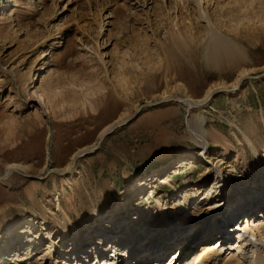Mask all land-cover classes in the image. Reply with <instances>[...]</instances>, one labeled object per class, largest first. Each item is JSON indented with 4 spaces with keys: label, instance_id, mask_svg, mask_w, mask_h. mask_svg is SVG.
I'll use <instances>...</instances> for the list:
<instances>
[{
    "label": "rangeland",
    "instance_id": "rangeland-1",
    "mask_svg": "<svg viewBox=\"0 0 264 264\" xmlns=\"http://www.w3.org/2000/svg\"><path fill=\"white\" fill-rule=\"evenodd\" d=\"M214 37L241 52L219 69L206 60ZM263 69L264 0H0V171L62 170L103 129L131 118L77 158L74 176H5L0 234L10 235L0 264H111L120 255L134 263L132 248L149 257L151 243L174 244L202 224L198 236L212 232L214 242L227 202L251 201L258 213L264 193L248 188L264 180V75L203 112L173 101L135 110L163 96L199 100ZM201 118L205 150L192 134ZM213 194L224 201L210 215ZM229 221L220 231L232 243ZM176 250L148 261L167 264Z\"/></svg>",
    "mask_w": 264,
    "mask_h": 264
},
{
    "label": "bare ground",
    "instance_id": "bare-ground-1",
    "mask_svg": "<svg viewBox=\"0 0 264 264\" xmlns=\"http://www.w3.org/2000/svg\"><path fill=\"white\" fill-rule=\"evenodd\" d=\"M208 50L209 51L206 53V60L208 63L211 64V66H213L216 69H219L222 66V64H224V63L233 62L235 60L234 59L235 55L241 54V52L237 48V46H232L231 44H228L226 41L222 40L221 37H214L210 43V47ZM245 75H248V74L247 73H240L239 76L236 78L235 82L231 85H221V87L214 88L212 90L211 89L208 90V92L205 94V96L199 100H195L192 98H190V99L189 98H181V97H175V98L181 100L179 105L184 107L186 112L187 111L189 112L192 109H195L199 112H203L204 108L208 107V104H209L208 102L210 101L209 95L212 92L216 91L217 89H221L222 95L224 94L225 96H233L234 94L238 93V91H239L238 87H239V85H241L242 78H244ZM38 96H40V95H38ZM166 97H168V96H163L162 98H166ZM123 120H125V119L119 118V119L115 120L114 123L122 122ZM199 122L200 123H199V127H198L197 131H194L195 133L193 132L192 134H193V137L196 138L197 143L200 146H202V150H205V148H207L208 144H206L203 141V139H204L203 136H204L205 132H204V127H203L204 124H203L202 118L200 119ZM111 125L106 127L105 129H103L99 133L98 137L100 135H102L105 131L109 130ZM245 139L248 142V144L251 147H253L251 140L247 137H245ZM262 150L264 151V148H262ZM81 151L82 150L75 152L70 157L72 158L74 155L81 153ZM252 151H254V153L257 155L255 147L252 148ZM71 158H70L69 164L71 162ZM69 164L64 169L59 170V172H60L59 175L61 178L64 177L63 172L66 170V168L69 166ZM5 170L8 171L9 174L10 173L16 174L17 172L18 173H20V172L26 173L24 166L14 165V164L8 165L5 169L0 171V182L1 183L4 180L3 178H1L2 172ZM75 173H76L75 169L71 168V170H69L66 175L72 176ZM216 173L218 175L217 179H219L220 172L218 173V171L216 170ZM17 175H19V174H17ZM261 182L262 183L259 184V186L254 185V188L249 187L248 189H251L250 191H252V192L253 191H259L258 194L262 195L264 193V180ZM136 183L138 185V186H136V187H138L137 189H141L142 186L143 187H146V186L149 187L147 185L148 184L147 181L144 183L137 181ZM217 183H219V182H216L215 184H217ZM241 186H243V191L247 190V189L244 190L245 184H243ZM241 186L238 188L239 189L242 188ZM212 189L216 193H218L220 191L219 190L220 188L217 190V188L212 187ZM248 193H249V190H248ZM216 195H214L213 201L208 204L209 208L207 211L209 212L210 215L212 213H219L220 212L219 210L222 207V203L224 201V199H221L219 197L220 195L219 196H216ZM217 197H218V199H217ZM224 197H226V196H224ZM227 198H229V197L227 196ZM216 199L218 201H216ZM219 200H222V201H219ZM227 203H228V207L231 208V210L229 212L230 214L225 215V217L223 218L224 222H219V224L217 225V228H216L217 232H215V234H216L215 239L216 240L214 242L213 241L209 242V239H210L212 232L207 231L208 233L205 232V233H207L206 235L204 233L203 237L202 236L199 237L200 232L205 230L204 229L205 226H203L204 224H202V226H200L196 229L194 234L186 236L182 240H176V238H177L176 237L174 239L175 240L174 244H169V242L165 243V241H163V243H157V242L151 243L149 245V247L144 248V251L148 250L149 253H147V256H149V257L145 258L144 255L143 256L141 255L142 257L138 256L141 250L137 251L135 249L136 250L135 251L132 248L130 251V255H128L129 256L128 259H133L135 257V259L133 260L134 263H130L129 262L130 260L126 261L125 256H121V255H120V258L122 261L120 260L118 263V259H117L118 256H117L110 263L111 264H148V263H150L151 264V261L150 260L148 261V259L150 257H152L153 259H157V261L159 259V257H155L154 252L157 251L161 254L162 253L164 254V253H166V251H168L170 249L172 250L173 248L174 249L177 248L176 252L172 253L171 256L169 257V260H168L169 262L167 264H264V208L261 205L260 208L258 209V211L260 213L256 212L255 214H253V213L250 214L248 209H250V208L252 209L253 203H251V201L242 205V207H240L241 203L238 204V207L236 209H235V206L231 207L234 202L230 201ZM254 203H255V201H254ZM233 205H235V204H233ZM123 208L125 209V207H123ZM241 213H244V215H245V216H243V219H241L242 217L240 219L238 218ZM217 216H219V214H217ZM229 220H232L235 222L234 227L233 226L229 227V228H231V230L233 229V232L235 235H234V238L232 240V243L226 242V243L222 244L221 242L223 239H225L226 236L223 235L225 233L221 232L220 228H222V226L229 225L231 223V221H229ZM239 221H240V225H238ZM25 224H26L25 225L26 226L25 232L29 233L30 232L29 224L26 222H25ZM181 224H183V222H181ZM72 227L74 228V226H72ZM230 232H228V233H230ZM8 235H10V234L9 233H7L5 235L0 234V242H2V240H4L3 238L7 237ZM196 239H198V242L195 241ZM61 240H63V238H59V240L57 242H59ZM150 240L151 239L149 238L148 241H150ZM54 245H55L54 242H50V244L48 245V248H47V250H49L47 254L52 255L53 259L55 257L54 255L57 253V249H54ZM175 245H177V246H175ZM112 248H113V246H112ZM72 250L75 251V249H72ZM72 250H70L69 253H71ZM80 251L82 253V250H78V252H80ZM135 252H137V255L135 254V256H134L133 254ZM61 253H64V251L63 252L61 251ZM76 253H77V251H76ZM95 254H97V252ZM153 263H154V261H153Z\"/></svg>",
    "mask_w": 264,
    "mask_h": 264
},
{
    "label": "water",
    "instance_id": "water-1",
    "mask_svg": "<svg viewBox=\"0 0 264 264\" xmlns=\"http://www.w3.org/2000/svg\"><path fill=\"white\" fill-rule=\"evenodd\" d=\"M263 75H264V69L261 72L256 73V74H248V75H245L244 78H242V81L248 80V79H253V78L263 77ZM242 81H241V83H242ZM240 87H241V85H239L238 89H240ZM221 92H222L221 89H217L216 91L212 92L209 95L210 101L213 100L214 97H217L219 94H221ZM172 101L179 104L181 100L174 98L172 95L171 96H168L166 98H158L154 102H144V103H141V105H138L136 107V110L135 111H136V113H138L141 108H152V107H156V105H158V104L165 103V102H172ZM130 119L131 118H126L122 122H117V123L112 124L109 130L105 131L102 135H100L96 139L94 145L89 146V147H86L85 149H83L81 151V153H79L77 155H74L71 158V162H70L69 166L63 172V174L66 175L67 172L71 168H73L74 163L77 160V158L81 157L82 155L94 153L96 151L98 145L100 144V142L104 138H106L107 136H109L111 134V132L117 128V126L126 124L128 121H130ZM51 173H54L56 175H59L60 174L59 170H55V169H46V170H44L43 174H41V175H31V174L22 173V172H20V173L17 172L16 174H19L20 177H24V178L31 179V180H43L44 178L47 177V175H49ZM8 174H9L8 171H6V170L3 171L1 178L5 179V176H7Z\"/></svg>",
    "mask_w": 264,
    "mask_h": 264
}]
</instances>
